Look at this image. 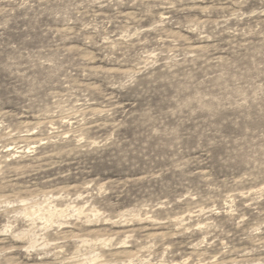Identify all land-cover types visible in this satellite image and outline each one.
Here are the masks:
<instances>
[{
  "label": "rangeland",
  "instance_id": "374dc122",
  "mask_svg": "<svg viewBox=\"0 0 264 264\" xmlns=\"http://www.w3.org/2000/svg\"><path fill=\"white\" fill-rule=\"evenodd\" d=\"M0 264H264V0H0Z\"/></svg>",
  "mask_w": 264,
  "mask_h": 264
}]
</instances>
